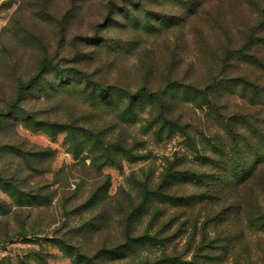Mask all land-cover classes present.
I'll list each match as a JSON object with an SVG mask.
<instances>
[{"label":"rangeland","instance_id":"rangeland-1","mask_svg":"<svg viewBox=\"0 0 264 264\" xmlns=\"http://www.w3.org/2000/svg\"><path fill=\"white\" fill-rule=\"evenodd\" d=\"M261 8L264 0H0V201L11 206L0 214V260L92 264L77 252L116 249L100 264L189 261L203 221L193 230L190 217L200 205L154 201L133 213L166 170L204 169L195 160L200 130H220L189 87L203 89L214 76L263 85L250 60L264 59L260 44L229 65L219 57L245 41ZM97 83L109 86L111 101L95 93ZM217 89L227 111L245 106L242 86ZM187 137L199 141L198 154ZM13 189L25 203L39 194L49 201L16 207ZM171 191L197 190L179 182ZM236 227L235 261L222 264H264V234ZM144 233L168 240L137 244L122 258L129 237Z\"/></svg>","mask_w":264,"mask_h":264},{"label":"trees","instance_id":"trees-1","mask_svg":"<svg viewBox=\"0 0 264 264\" xmlns=\"http://www.w3.org/2000/svg\"><path fill=\"white\" fill-rule=\"evenodd\" d=\"M260 15L259 23L250 28L245 41L238 48L230 49L225 46L222 49L219 54L222 65H229L235 56L240 59L247 58L246 54L256 43L264 48V33H262L264 8H261ZM252 56L250 60L264 71V59H258L255 54ZM231 84L236 88L242 86L243 91L246 88L250 90L246 91L250 92L249 94L240 91L239 97L244 101L242 105H245L240 110L227 111L228 105L217 103V88L230 87ZM96 86L95 93L101 95L104 102L111 101L113 93L109 90V86L102 83H97ZM190 90L202 95L203 100L198 104V108H205L206 118L220 130L216 132L208 129L200 130L201 154H198L199 141L187 137L188 143L191 144L189 148L198 154V159L195 160H198L199 167L204 169L166 170L156 190H147L140 195L141 201L133 214L140 216L146 213L154 201L172 203L176 206L183 204L191 208L200 205L204 215H201L199 210L198 215L192 214L190 217L193 230L196 229L199 219L203 217L198 246L194 249L191 259L182 264H222L235 256L238 223L241 231H247V235L264 234V83L261 86L241 76H214L203 89L189 87ZM190 93L192 94V91ZM132 98L133 95H130L129 101ZM173 123L176 128H184V125L179 126L177 121ZM57 126L70 133L74 131L71 124L58 123ZM85 132L91 134L89 130ZM89 146L93 147V144ZM255 181L260 184L257 190L251 188ZM179 182L189 183L197 191L188 195L172 193L171 188ZM247 188L249 190L245 191ZM11 195L16 196L14 202L16 207L26 204L31 206L34 203L41 205L49 201L46 200V195L39 194L37 201L25 203L22 199V191L18 189H13ZM10 208L11 206H7L4 201H0L1 215L8 214ZM192 236L194 234H191ZM166 240L145 233L137 237H129V241L121 247L125 250L121 253V257H129L131 252L135 253L137 244L147 242L153 247L156 245L163 247ZM115 250L100 249L91 257L80 254L79 251L77 254L83 258V262L96 260L92 264H100L101 261L112 258L111 252ZM163 257V261L170 263L180 261L177 256L164 254ZM0 264L13 263L10 260H0Z\"/></svg>","mask_w":264,"mask_h":264}]
</instances>
